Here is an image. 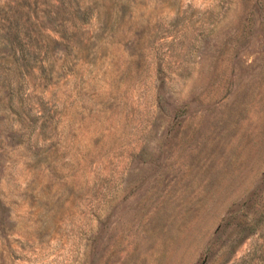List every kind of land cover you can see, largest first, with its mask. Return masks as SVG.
<instances>
[{
    "label": "rangeland",
    "instance_id": "rangeland-1",
    "mask_svg": "<svg viewBox=\"0 0 264 264\" xmlns=\"http://www.w3.org/2000/svg\"><path fill=\"white\" fill-rule=\"evenodd\" d=\"M0 264H264V0H0Z\"/></svg>",
    "mask_w": 264,
    "mask_h": 264
},
{
    "label": "trees",
    "instance_id": "trees-1",
    "mask_svg": "<svg viewBox=\"0 0 264 264\" xmlns=\"http://www.w3.org/2000/svg\"><path fill=\"white\" fill-rule=\"evenodd\" d=\"M12 26L15 28L17 27L16 24H13ZM6 28L4 32V37L6 38V41H9L11 43L10 48L12 49V52L13 53L18 52L21 54V56H23L22 51L25 49V47L23 45V42H21V39L18 38L17 29H14L13 31L10 32L11 26L9 25Z\"/></svg>",
    "mask_w": 264,
    "mask_h": 264
}]
</instances>
